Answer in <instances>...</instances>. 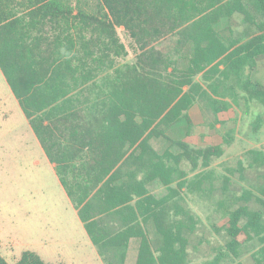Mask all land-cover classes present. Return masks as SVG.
Returning a JSON list of instances; mask_svg holds the SVG:
<instances>
[{"label":"trees","instance_id":"1","mask_svg":"<svg viewBox=\"0 0 264 264\" xmlns=\"http://www.w3.org/2000/svg\"><path fill=\"white\" fill-rule=\"evenodd\" d=\"M235 13L255 28L246 32L244 40L230 35L229 27H219ZM26 15L61 20L57 30L68 33L65 53L72 54L58 63L57 57L52 72L69 63L75 84L68 83L54 97H41L51 86L49 80L43 82L44 74L19 89L14 70L6 65L5 57L12 50L29 59V65L37 63L36 41L13 36L24 27L21 22ZM120 27L136 47L132 62L117 61L127 54L118 34ZM61 39L58 35L54 40ZM167 40L173 45L165 50L160 45ZM262 55L264 0H0V68L106 264H123L131 238L139 240L135 264L188 263V234L195 222L178 198L184 191L201 189L202 171L223 148L221 144L192 146L167 131L181 125L189 135L193 126L189 108L206 95L214 114L236 105L239 96L246 103L264 105V84L250 75ZM73 61L79 63L71 65ZM82 68L86 75L79 79L77 71ZM99 73L103 76L96 95L92 96L90 86L84 89L85 100L94 99L101 106L84 114L97 117V133L73 140L92 154L64 152L56 132L61 136L63 121L82 111L62 109L77 99L76 95L65 97L68 89L78 79L88 83ZM60 83L65 85L66 78L60 77ZM58 96L60 103L38 114L57 102ZM45 119L48 124L43 123ZM153 139L167 140L180 150L160 153L152 146ZM251 152L264 161L263 152ZM182 161L201 174L189 178L180 167ZM155 181L166 188L164 195L149 190L147 185ZM244 193L243 199L253 196ZM257 199L264 206V198ZM223 229L227 240L216 248L212 264L226 259L243 264L238 260L241 249L255 239L260 243L255 262L264 264V211L241 204L228 211ZM0 264L10 263L0 254ZM14 264L61 263H47L37 253L23 250Z\"/></svg>","mask_w":264,"mask_h":264},{"label":"rangeland","instance_id":"2","mask_svg":"<svg viewBox=\"0 0 264 264\" xmlns=\"http://www.w3.org/2000/svg\"><path fill=\"white\" fill-rule=\"evenodd\" d=\"M219 27H229L230 35L243 40L246 32L255 29L244 22L239 13L223 19ZM118 34L127 54L117 61L132 62L136 47L123 28H118ZM172 45L167 40L160 47L167 50ZM250 75L252 80L264 84V55L257 59ZM196 80L200 81L201 77ZM203 84L207 88V82ZM10 103L11 100L0 101V254L10 264L18 260L23 250L37 253L47 263L106 264L91 243L47 158L37 156L30 148L25 149L33 134L23 113ZM195 104L192 107L195 123L189 135L181 125L171 128L172 135H182L192 146L221 144L223 153L202 171L205 175L201 189L184 191L178 202L193 215L195 222L193 231L188 234L187 264H212L216 248L227 240L223 227L228 211L241 204L264 211L257 199L264 198V161L251 152L264 153V105L246 103L239 96L236 105L214 114L207 95ZM151 144L160 153L165 149L174 153L180 150L164 139H153ZM180 167L189 178L200 173V170H192L186 161H182ZM148 187L156 196L166 193V188L157 181ZM245 191L253 196L243 199ZM138 246L139 240L132 238L123 264H135ZM259 248L258 239L246 244L238 260L243 264H256L254 255ZM220 264L235 262L226 259Z\"/></svg>","mask_w":264,"mask_h":264},{"label":"crops","instance_id":"3","mask_svg":"<svg viewBox=\"0 0 264 264\" xmlns=\"http://www.w3.org/2000/svg\"><path fill=\"white\" fill-rule=\"evenodd\" d=\"M28 11V9L22 10L21 13ZM75 12V11H74ZM20 13V14H21ZM63 24V21L58 20L55 21L50 18H44L40 19L38 16H33V18H30L28 15L24 17L21 24L24 26L22 29H17L13 36L19 35L20 37L24 38L28 42L36 41V45L34 46V49L37 53H39L37 63L33 65H29L30 60L24 59L19 56L18 50H12L11 53L5 57L6 65L8 68L11 69L12 74L14 75V79L16 81L17 87L19 89H24L31 81L36 79L38 76L44 74L43 82L46 80L50 81V87L45 88L44 92H42L41 97L46 99L47 97H54L55 93H60L62 90L67 89L68 83L71 85H74L75 82L73 79L70 78V71L69 69V63L67 65L59 70L57 73L52 72V69L54 68L56 64V58L58 57V62H60V59L62 57L69 58L72 54L65 53V51L68 50L67 42L64 41V36L67 35L66 33H60L58 31L57 26L59 24ZM122 28V27H120ZM59 35V42H55V37ZM66 42V43H65ZM79 62L73 61V63H70L71 65H74ZM83 65V63H82ZM86 75V71L82 68L77 71V77H83ZM102 76L103 73L95 74L94 79L89 81L88 83H80L79 79L77 80V85L68 89L67 95L65 97H69L71 95H76L77 99L73 100V102H67L62 106V109L69 110L67 113L73 112V110H82L81 112H78V116L74 118H69L66 121H63L62 123V135H58L56 132V135L63 145V151L69 153V154H83L85 156H90L92 153L88 150V148L83 147L81 145H78L74 143L73 140H85L86 137H88L89 134L97 133L98 128H96V125L98 123L97 117L95 116H84V114H89V110H96L97 108L101 107L100 103L93 100H85L84 97V89L87 86L91 87V94L96 95L98 92L97 86L102 83ZM60 77L61 79L66 78V84L62 85L60 83ZM42 84V83H40ZM3 91V93H0V101L2 103L7 102V100H11L10 106L16 107L20 109V111L23 113L25 117V123L28 124L30 127V130L32 132L31 139H29L26 145L25 149L30 148V150H34L37 156H45L47 158V155L42 148L37 136L35 135V132L33 131L29 119L25 116V113L21 107V104L19 102V99L15 96L13 93L12 88L10 87L9 83L7 82L1 68H0V92ZM90 92V91H89ZM62 98L58 96L57 102H52L49 105L43 107L40 111H38V114H43L48 112L50 108H52L55 104L60 103ZM197 104H193L188 111L189 117L192 120V123L194 125L195 122H193L192 119V107L196 106ZM85 110V111H84ZM84 111V112H83ZM7 112H9L7 110ZM54 120V119H53ZM44 124H48L49 121L47 119L44 120ZM99 125V124H98ZM97 125V126H98ZM171 129L167 131V134L170 137H175L174 139H182V135H178L177 137L175 135H172ZM22 133V132H21ZM24 134L27 132L23 131ZM184 139V138H183ZM35 140V149H33V142ZM187 141V140H185ZM188 142V141H187ZM39 150H37V149ZM42 151V152H41ZM82 153H79L81 152ZM48 160V159H47ZM49 161V160H48ZM36 164L39 163V160L35 161ZM52 168L55 171V165L54 163H51ZM56 173V171H55ZM57 175V174H56ZM58 177V176H57ZM59 180V179H58ZM62 186V185H61ZM149 186V185H147ZM149 188V187H148ZM64 189V188H63ZM65 191V190H64ZM66 193V192H65ZM67 195V194H66ZM68 197V196H67ZM69 199V198H68ZM71 202V201H70ZM72 204V202H71ZM73 205V204H72ZM74 207V206H73ZM75 209V208H74ZM76 211V209H75ZM77 213V211H76ZM78 215V214H77ZM81 221V220H80ZM83 225V224H82ZM132 239V238H131ZM130 239V240H131ZM130 242V241H129ZM92 243V242H91ZM94 246V245H93ZM95 248V247H94Z\"/></svg>","mask_w":264,"mask_h":264}]
</instances>
